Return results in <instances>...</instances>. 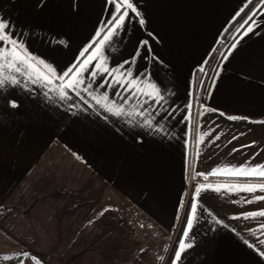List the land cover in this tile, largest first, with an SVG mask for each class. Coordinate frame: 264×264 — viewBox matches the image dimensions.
<instances>
[{"label":"crops","instance_id":"1","mask_svg":"<svg viewBox=\"0 0 264 264\" xmlns=\"http://www.w3.org/2000/svg\"><path fill=\"white\" fill-rule=\"evenodd\" d=\"M131 2L100 45L123 12L112 0H0L6 32L55 71L50 85L6 72L19 83L0 87V234L38 264H264V216L245 218L264 191L196 194L264 184L208 175L264 165V0Z\"/></svg>","mask_w":264,"mask_h":264},{"label":"snow or ice","instance_id":"2","mask_svg":"<svg viewBox=\"0 0 264 264\" xmlns=\"http://www.w3.org/2000/svg\"><path fill=\"white\" fill-rule=\"evenodd\" d=\"M113 3H115L116 12L121 13V10L123 9V12L114 18L113 25L114 27L109 30L108 34L104 36L103 40L100 41V45L105 44L113 35H115L116 31L119 30V28L122 26L123 21L128 15V10H131L132 12H137L136 7L133 5L131 0H112ZM139 15V13H137ZM140 23L143 24L144 20L141 17ZM9 25L7 22L0 21V41L4 42L5 44L11 45L10 49H4L0 48V87H3L5 83H12L17 84L19 81L15 76H12L7 73L15 72L19 73L23 76H25L27 79H29L32 83H37L40 81H44L47 84H52V78L55 76V71L51 66L45 64L43 61L36 60L35 58L29 56L27 52L23 49L22 45L18 44L16 40L12 39L10 37V34L6 32V29H8ZM249 31H251V28H249ZM146 43V42H145ZM235 47V45H233ZM99 52V48H97V53ZM91 59H95V56L91 57L89 61H86L85 64H82L80 68L76 69L74 74L71 76L70 79H67L66 82L62 83L61 86L58 89L59 96L64 99L66 98L67 94L65 92V89L70 90H76L80 88V85L84 83V81L80 78L81 73L83 69L85 68L87 63L91 62ZM97 68H103V64H98ZM43 69V71L41 70ZM105 72L108 71V69H103ZM73 72L72 69H69V72L64 73L62 76L58 77L61 81H65V77L69 76V73ZM96 73L93 72V76H95ZM128 75L130 76L131 73L129 72ZM128 90H132L135 88L134 95L138 92L144 91V88H141L138 86L137 81L135 79L130 80L125 85ZM88 87L90 85L86 86L83 91H87ZM151 88L153 92L155 91L154 85H145V88ZM149 96L152 95L151 92L148 93ZM158 95V94H157ZM108 101L107 95H104L102 97L96 98V102L98 104L103 103V106L106 107L109 111H112L115 109V114L120 115L122 110L115 108L114 104H108L104 103ZM13 107H15V104H13ZM229 119H240V117H229ZM146 123H150L149 121H146ZM230 175V176H241V177H264V165H257L255 167L251 166H240V167H231V168H224V169H215L208 175ZM198 175H203L204 179H207V175H204L203 173H199ZM221 187L228 189L229 191H245V192H255L257 189L260 191H264V184H233V185H199L196 189V194L199 195L200 191L204 188H212L215 191H220ZM195 199V197H194ZM257 199H264V197H257ZM192 215H195L196 210V204L193 203L192 205ZM264 216V211H260L258 213H248L246 214V217L250 216ZM192 226V216H189L188 218V226L185 230L184 235H188V229H190ZM264 227V226H262ZM264 243V241H262ZM190 247V245H186L184 241L182 240L180 242V249L175 254V260L178 261L181 256V252L186 248ZM264 254V253H262ZM175 264V261L173 262Z\"/></svg>","mask_w":264,"mask_h":264},{"label":"rangeland","instance_id":"3","mask_svg":"<svg viewBox=\"0 0 264 264\" xmlns=\"http://www.w3.org/2000/svg\"><path fill=\"white\" fill-rule=\"evenodd\" d=\"M241 21V20H240ZM237 24V28L239 29L243 22ZM236 32L233 33V35ZM22 250L17 249L16 245L12 242H8L3 239V236L0 234V262L3 264H38L33 259H23L21 256Z\"/></svg>","mask_w":264,"mask_h":264},{"label":"built area","instance_id":"4","mask_svg":"<svg viewBox=\"0 0 264 264\" xmlns=\"http://www.w3.org/2000/svg\"><path fill=\"white\" fill-rule=\"evenodd\" d=\"M244 20H246V19H242L240 22H243ZM237 26L238 25L235 26V28L233 29V31L231 32V34H229L228 37L221 43L220 48L218 49L217 53L214 55V57L210 61L209 65L207 67V70H206V74H205L206 75V78H205V81L203 83V88L206 86V80H207L208 76L211 74L212 69L214 67V64L216 63L217 58H218L220 52L222 51V49L224 48V46L226 45V43L229 41V39L233 36V33L238 30Z\"/></svg>","mask_w":264,"mask_h":264},{"label":"trees","instance_id":"5","mask_svg":"<svg viewBox=\"0 0 264 264\" xmlns=\"http://www.w3.org/2000/svg\"><path fill=\"white\" fill-rule=\"evenodd\" d=\"M241 20V19H240ZM240 20H238L237 22H236V24H234V26L233 27H235L238 23H239V21ZM0 264H3L2 262H0Z\"/></svg>","mask_w":264,"mask_h":264}]
</instances>
